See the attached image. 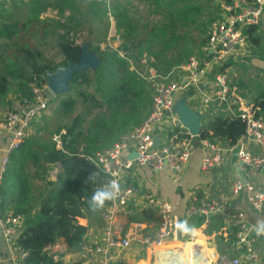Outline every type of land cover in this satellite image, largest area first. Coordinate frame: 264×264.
<instances>
[{"label":"trees","instance_id":"1","mask_svg":"<svg viewBox=\"0 0 264 264\" xmlns=\"http://www.w3.org/2000/svg\"><path fill=\"white\" fill-rule=\"evenodd\" d=\"M107 1L35 0L10 13L0 2V104H10L8 96L13 93L17 99H31L32 86L43 87L48 74L78 63L82 47L76 43V37L87 25L101 23L107 34L113 18L120 41L117 48L97 47L94 54L100 61L98 65L76 72L70 91L61 98L58 112L68 119L56 131L66 132L62 146L57 148L51 138L52 144L43 148L45 164L36 165L48 172L59 164L60 171L55 181H44L41 198L34 197L31 187L33 181L44 178L36 173L30 175L25 167V160L36 156H29L28 145L21 148L18 158L22 160L14 155L3 174L0 214L9 209L25 219L16 243L29 252L26 264H57L47 256L45 248L60 240L70 249L79 246L88 231L79 219L93 214L87 199L106 183L105 176L87 157L110 148L141 123L152 105L149 69L166 77L200 54L208 41L210 25L220 15L221 2H229L220 0V12L208 23L203 0H144L155 6L161 20L140 27L125 5ZM47 11L56 15L43 16ZM256 29L250 27L246 33L251 36ZM84 42L88 44L89 40ZM47 50L54 51L57 60L49 58ZM143 60L149 66L147 78L133 68V64ZM243 84L239 82L240 86ZM254 102L258 113L264 114V94ZM245 129L244 122L237 117L216 115L203 126L199 139L234 146ZM93 172L96 175L89 180Z\"/></svg>","mask_w":264,"mask_h":264},{"label":"built area","instance_id":"2","mask_svg":"<svg viewBox=\"0 0 264 264\" xmlns=\"http://www.w3.org/2000/svg\"><path fill=\"white\" fill-rule=\"evenodd\" d=\"M263 14L264 0L222 2L220 15L210 25L208 41L199 55L192 56L187 63L176 68L166 77L149 69V79L161 78L165 82L157 87L150 111L141 123L123 135L110 148L87 157V160L105 176V184L111 179H116L121 186L117 198L110 201L103 211L104 227L101 244L95 249L101 257L99 264H122L119 254L127 251L134 242L145 247H162L177 232L175 225L179 220L174 214L173 207L169 201L160 197H149L146 204L157 214L159 220V229L155 235L133 233L122 236L118 221L140 192L137 185L126 184L129 170L138 165L156 171L167 168L178 175L185 170L191 159L193 150L191 142H186L179 148H171L168 145L154 146V134L158 128H163L164 125H170L168 127L174 131L184 128L179 117L172 111L179 96L192 91V95L199 101L197 108L200 109H205L213 103L225 106L231 117L241 119L246 127L245 133L234 146L200 139L203 150L201 164L203 174L226 163L228 154L237 156L251 178L264 168V114H259L255 104L249 103L239 95V88L225 73L216 71L215 74L209 75L213 65L223 66L239 50L245 49L247 29L258 26ZM119 54L126 58L123 52ZM174 78H179V81H174ZM31 93V99H17L12 102L7 115L0 118V154L2 155L0 185L12 157L26 143L33 123L48 110L55 96L48 84L43 87L32 86ZM65 134V130H62L52 136L57 148H61L62 136ZM4 138L8 142L3 147ZM129 150L135 155L131 157L124 155V152ZM242 191L246 192L247 202L253 210L261 213L264 210V188L254 186L251 180L246 182L237 180L233 182L231 194L228 196L216 200L194 198L186 209V216L194 218L224 214L229 205V197L236 198ZM1 200L0 193V205ZM22 221L23 217L20 215L9 214L0 217V227L9 247L11 264H26L29 257V252L16 243V229ZM230 222L234 227L233 248L230 251L207 253L204 256L195 252L196 264H262L264 262V252L263 255L260 254L255 247L262 234H257L245 213H235ZM252 231H254L253 236H251ZM84 244L83 239L78 247L84 248ZM45 252L54 263L60 261L58 242L46 246ZM3 259L0 252V264Z\"/></svg>","mask_w":264,"mask_h":264},{"label":"crops","instance_id":"3","mask_svg":"<svg viewBox=\"0 0 264 264\" xmlns=\"http://www.w3.org/2000/svg\"><path fill=\"white\" fill-rule=\"evenodd\" d=\"M222 4V2H221ZM111 23L115 20L111 18ZM252 35L255 39L263 37L264 39V14L261 23L256 26ZM256 33V34H254ZM251 35V36H252ZM256 35V36H254ZM264 49V48H262ZM245 52L239 50L232 56L226 64L224 71L223 66L213 65L209 71V75L215 72H223L229 77L233 63L231 61ZM260 66L264 68V61L260 62ZM230 78V77H229ZM231 80V79H230ZM238 81H232L239 88V95L246 99L249 103L255 104V99L264 94V84L262 85H239ZM187 97L188 104L201 114L202 127L207 125L216 115L230 116V113L218 105L213 103L205 109L197 108L199 101L197 97L189 91L181 97ZM53 100V99H52ZM197 108V109H196ZM9 111V104L0 106V118H4ZM233 118V117H231ZM170 125H164L155 131L156 147L168 145L171 148H179L186 142H191L193 146L192 156L185 170L181 174H173L169 169L156 171L149 167H141L135 165L128 171L126 184L133 183L138 186L140 192L136 200H133L128 210L120 216L118 224L121 228L122 236L128 234L155 235L159 229V220L157 214L151 210L147 204V198L160 197L169 201L173 207L174 214L179 221L187 220L190 225L195 226L194 235H183L178 230L176 234L162 247H145L143 244L134 242L132 246L125 252L119 254V260L122 264H196L195 252H200L203 256L207 253H221L230 251L233 248V232L234 227L230 220L237 212H244L247 220L257 225V220L261 221L258 225L264 228V210L257 213L246 199V192L242 191L236 198L229 197V205L227 211L221 215H212V218L196 216L194 218L186 216V209L194 198L198 200H216L223 196L231 194L233 182L240 180H251L254 186L264 188V168L258 171L254 178L249 176V172L243 168L235 154H228L226 163L220 167L213 168L209 173L203 174L201 164L203 161V150L200 145L199 137H192L185 128L180 130H172ZM62 131V130H61ZM31 133V131H30ZM29 133V137H30ZM28 137V138H29ZM4 138L2 146H6L8 140ZM28 140V139H27ZM216 142H222L215 140ZM27 142V141H26ZM226 144L225 142H222ZM26 144V143H25ZM24 144V145H25ZM24 145L22 147H24ZM56 146V144H55ZM22 149L15 154L19 157ZM24 152V151H23ZM124 155L133 156V151H125ZM2 155L0 154V162ZM58 173V169L56 171ZM13 214L9 209L3 215ZM103 210L99 213H93L87 218L79 219V223L87 227L88 231L84 237V248L70 249L63 240L58 241L60 246V261L57 264H99L101 257L96 253L95 249L101 244V235L104 227ZM25 219L16 229V235L19 236ZM252 234V233H251ZM254 235V234H253ZM251 235V236H253ZM258 252L263 255L264 252V234L260 236L256 243ZM188 249V250H187ZM0 252L4 259L1 264H11L9 260V247L3 237L0 227ZM244 262L246 259L244 258ZM264 264V262L262 263Z\"/></svg>","mask_w":264,"mask_h":264},{"label":"rangeland","instance_id":"4","mask_svg":"<svg viewBox=\"0 0 264 264\" xmlns=\"http://www.w3.org/2000/svg\"><path fill=\"white\" fill-rule=\"evenodd\" d=\"M35 0H1L0 2H4V8L7 12H13L17 8H21L22 6L26 8L29 4H31ZM45 3H52L54 0H41ZM108 3L112 4L115 2H119L127 7L130 11L132 17L135 21H137L140 27H144L146 25H152L161 20V17L157 13V9L154 5H149L144 0H108ZM206 5V11L204 15L206 16L205 20L209 23L213 17L216 16V12L219 11V3L220 0H203ZM55 16L56 13H51L47 11L43 16ZM196 36H199L198 32H194ZM247 34V33H246ZM256 34V33H254ZM256 36V35H254ZM88 39V44H85L84 40ZM76 43L81 45L84 49H91L94 52L97 47L105 48L107 46H112L117 48L120 45V41L118 40V33L115 27V23H111L109 25L108 32L105 34L104 25L93 24L87 25L82 32H80L76 37ZM264 39L263 37H259L255 39V37L249 36L247 34V43L245 46V52L238 57L237 60L233 59L231 63L233 66L231 67L229 73V77L232 81H243L246 85H262L264 84V68L260 66V62L264 61ZM49 58L52 60H57V55L54 51H46ZM199 55V53H198ZM133 68H137V70L146 78L148 77V64L146 60H143L141 63L133 64ZM174 81H179V78H174ZM148 82L151 86V96L154 95L157 87L164 83L165 80L161 78L157 79H149ZM66 96L64 95H55L48 110L37 119L31 128L30 137L27 140L25 145H28L29 156H35L34 158H30L25 160V167L27 172L30 175L36 173L38 176H42L44 178L43 181L37 179L38 181H33L34 185L31 187L32 193L36 199L41 198V194H44L45 190V182L44 181H55L57 178V169L60 171V165L57 164L54 169L45 172L44 168L36 167L38 163L45 164V160L43 159V148L49 144H52L51 138L53 134L56 133L59 129H62L63 125L67 118H64L61 113L58 112V106L60 104L61 98ZM9 108L12 102L16 101V95L13 93L8 96ZM6 106L7 103L0 104V106ZM22 160L21 158H18ZM19 160L16 161L19 163ZM38 161L37 163L35 162ZM12 161V160H11ZM11 163V162H10ZM258 247L256 250H258Z\"/></svg>","mask_w":264,"mask_h":264},{"label":"water","instance_id":"5","mask_svg":"<svg viewBox=\"0 0 264 264\" xmlns=\"http://www.w3.org/2000/svg\"><path fill=\"white\" fill-rule=\"evenodd\" d=\"M94 53L82 47L78 63H71L68 67H60L55 73L48 74L47 84L55 95H64L70 91V82L76 72H85L98 65L100 61ZM172 111L179 117L189 135L194 137L200 136L203 128L201 114L188 104L187 97L183 96L177 99ZM156 139L154 137V146H156ZM208 218H212V215H209ZM253 234L254 231H252L251 235Z\"/></svg>","mask_w":264,"mask_h":264},{"label":"clouds","instance_id":"6","mask_svg":"<svg viewBox=\"0 0 264 264\" xmlns=\"http://www.w3.org/2000/svg\"><path fill=\"white\" fill-rule=\"evenodd\" d=\"M96 173H90L88 179L93 180ZM121 191V186L118 180L111 179L107 182V184L97 187L90 198L87 199V205L89 211L95 213L101 211L105 208V205L109 201H113L117 198ZM261 221L257 220V225H255V231L257 234H264V228L259 227ZM176 229L183 235H194L195 234V226L190 225L187 220L178 221L175 225Z\"/></svg>","mask_w":264,"mask_h":264},{"label":"bare ground","instance_id":"7","mask_svg":"<svg viewBox=\"0 0 264 264\" xmlns=\"http://www.w3.org/2000/svg\"><path fill=\"white\" fill-rule=\"evenodd\" d=\"M188 250V249H187Z\"/></svg>","mask_w":264,"mask_h":264}]
</instances>
